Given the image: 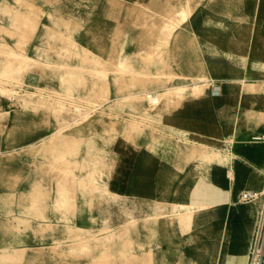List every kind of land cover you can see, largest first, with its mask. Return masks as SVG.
Returning <instances> with one entry per match:
<instances>
[{
	"label": "rangeland",
	"instance_id": "1",
	"mask_svg": "<svg viewBox=\"0 0 264 264\" xmlns=\"http://www.w3.org/2000/svg\"><path fill=\"white\" fill-rule=\"evenodd\" d=\"M26 1L28 5L17 0H0V43L7 45L0 47V264H178V233H196L194 242L207 247V222L199 232H193L191 222L176 224V216L168 211L169 205H165L164 214L151 218L154 203L129 204L127 198L110 195L114 194V175L117 186L120 182L127 183L132 170L130 164L146 152L145 147L155 153L164 143L157 142L158 137L162 138L160 113H138L126 105L127 101L137 100L135 93L155 85L163 88L159 94L152 95L159 102L171 92L167 87L172 80L175 86L192 82L191 76L166 77L160 72L150 78L147 71L146 61L160 57L155 52L147 55L144 43L153 44L156 52H160L161 46L169 48L174 29L162 40L159 36L162 34H156L159 30L153 29L154 34L143 30L146 31L148 19L151 22L152 18L170 17L175 7L167 9L168 6L155 2L154 8L150 5L145 10L142 4L152 0ZM164 1L172 5L177 2ZM13 7L23 14L31 9L28 14L35 29L30 39H26L29 28H24L28 33L19 37L21 25H11L9 15ZM56 13L61 18L54 24ZM49 32L52 34L47 35ZM92 46L102 53L98 54ZM11 51L15 55L9 58L7 54ZM134 53L138 60L131 58L130 54ZM21 55L38 62L32 71L24 73L30 62L19 63ZM34 73L40 75L39 84ZM89 73L100 74V78H95L99 81L89 82ZM98 84H104L106 91L113 89L111 95L115 97L110 99L106 93L103 100L94 99L100 91ZM47 90L51 93L44 94ZM86 90L87 101L83 98ZM62 92L68 98L62 97ZM147 96L144 98L149 103ZM3 101L12 104V109L16 107L12 112L13 123ZM119 102L122 105L118 109ZM86 112L88 117L83 118L81 115ZM109 118L116 121V129L101 130L100 123ZM56 131L57 137L46 148L27 146L33 143L31 137L37 133H41L42 139ZM13 135L25 137V148L18 156L8 155L2 148L3 137ZM183 142L187 148L202 143ZM97 157L112 163L102 169L98 183L91 184L86 178L97 175L90 166ZM17 160L19 164L14 166ZM68 227L90 229V234L96 236L83 249L79 245L69 246L72 239L79 240V244L82 238L80 233L70 236ZM144 232L151 239L147 242L150 260L130 251L134 244L132 234L140 236Z\"/></svg>",
	"mask_w": 264,
	"mask_h": 264
},
{
	"label": "crops",
	"instance_id": "2",
	"mask_svg": "<svg viewBox=\"0 0 264 264\" xmlns=\"http://www.w3.org/2000/svg\"><path fill=\"white\" fill-rule=\"evenodd\" d=\"M173 5L176 20L169 48L161 46L156 52L153 44L144 43L147 55L155 52L160 57L146 61L147 71L150 78L160 72L166 77L191 76L192 82L175 86L172 80L167 87L171 92L154 105L144 96L159 94L163 88L155 85L135 93L137 100L127 101L138 113H160L162 138L157 142L164 143L155 153L145 147L146 152L130 164L127 183L117 186L114 175L113 193L129 199V204H195L193 232L207 222V247L194 242L196 233H178V264H246L255 207L236 203L235 198L241 190L263 186L264 143L252 141V137H264V0H177ZM130 55L138 60L136 53ZM34 74L39 84L40 75ZM99 75L87 74L89 82L99 81L95 79ZM96 87L100 91L94 99L103 100L106 93L110 99L115 97L111 95L114 90L106 91L104 84ZM86 92L83 98L87 101ZM2 104L13 123L16 107L12 109L7 101ZM121 105L119 102L117 108ZM40 134L31 137L33 143L27 146L38 142ZM13 136L3 137L2 148L8 155L18 156L25 148V137ZM14 139L16 143H12ZM185 140L202 143L187 148ZM18 164L17 160L13 165ZM149 237L148 232L132 234L130 251L146 257L151 251Z\"/></svg>",
	"mask_w": 264,
	"mask_h": 264
},
{
	"label": "bare ground",
	"instance_id": "3",
	"mask_svg": "<svg viewBox=\"0 0 264 264\" xmlns=\"http://www.w3.org/2000/svg\"><path fill=\"white\" fill-rule=\"evenodd\" d=\"M155 2H157V3H161V4H164V6L166 7V6H168L169 8H167V9H170V7H173V9H174V6L171 4V3H167L166 1H160V0H152L151 1V3H143L142 5H144L143 7L145 8V10L146 9H149V8H147V7H149L150 5H153V3L155 4ZM17 3H19V4H22V5H28V2L26 1V0H17ZM105 3V2H104ZM156 3V4H157ZM108 5V4H107ZM142 5H140V6H142ZM163 6V5H162ZM19 8V7H18ZM152 8H154V5L152 6ZM151 8V9H152ZM30 10L31 9H29L28 10V13H30ZM141 10V9H140ZM139 10V11H140ZM143 11V10H142ZM145 12H147V11H145ZM28 13H26V14H23L22 12H18L17 10H15V8L13 7L12 9H11V14L9 15V19L12 21L11 22V25H13V24H20L21 26H20V30H21V36H19V37H23V33L25 34L26 33V30L29 28L30 30H29V35H28V38H26V39H30V37H31V34L33 33V31H34V29H35V25H34V23L31 21L32 20V17H31V15L30 14H28ZM153 13H154V11H153ZM162 13V12H161ZM8 14V13H7ZM96 14V13H95ZM172 15H170V17L169 16H166V17H159V18H152V21L150 22V20L148 19V22H147V25H146V31H144L143 30V32H147V34H154V31H153V29H156V30H159V33H156V34H162V35H159V36H161V38H160V40H162V38L171 30V29H174L175 28V24H174V21L176 20V15H175V12H173V13H171ZM255 14V13H254ZM142 15H144V14H142ZM146 15V14H145ZM149 15V14H148ZM153 15V17H154V14H152ZM160 15H162V14H160ZM61 15L60 14H58V13H56L55 14V16H54V18H53V20H52V22L54 23V24H56L57 22H59V20H60V17ZM141 16V15H140ZM150 16V15H149ZM149 16H146V17H149ZM165 16V15H164ZM141 18V17H140ZM150 18V17H149ZM145 19V18H144ZM146 19V20H147ZM151 19V18H150ZM6 23V22H5ZM156 23H158V24H156ZM119 24V23H118ZM7 26V25H6ZM99 26H102V25H98V27ZM118 26V25H117ZM22 27V28H21ZM96 27V26H95ZM0 28H1V30H2V26H0ZM5 28V27H4ZM24 28H27L26 30H24ZM91 28H93V23H92V27ZM5 31V30H4ZM6 31H7V29H6ZM10 31V30H9ZM121 31V30H120ZM8 32V31H7ZM6 32V33H7ZM117 32V31H116ZM122 32V31H121ZM120 32V33H121ZM5 33V34H6ZM28 33V32H27ZM26 33V34H27ZM54 33V32H53ZM9 34V32L7 33V35ZM52 33L51 32H49V33H47V35H51ZM155 34V35H156ZM145 35V34H144ZM9 36V35H8ZM112 36H114L113 34H112ZM119 36V35H118ZM140 36H142V34L140 33ZM156 36H158V35H156ZM149 37H153V36H149ZM143 38H145V36L143 37ZM159 38V37H158ZM146 39H149L148 38V36H146ZM263 42V41H262ZM119 44V43H118ZM20 45V44H19ZM5 46L7 47V45H5V44H3V43H0V47H4L5 48ZM116 46V45H115ZM142 48V47H141ZM145 48H147L146 46H145ZM145 48H143V49H145ZM146 51H144V52H148L147 51V49H145ZM1 52V51H0ZM144 54V53H143ZM7 55H9V56H7V57H9L10 58V56L11 55H15V52L14 51H11L10 53H8ZM144 55H146V54H144ZM26 56L27 55H21L20 56V58L22 59L21 60V62H19V63H21V64H25L26 62H27V64H28V62H30V64H28V65H26V68H24V73L25 72H29V71H32L33 69H34V66L36 65V64H38V62L37 61H30V60H28L27 58H26ZM6 58V57H5ZM29 58V57H28ZM32 60V59H31ZM100 61V60H99ZM103 61V60H102ZM108 61V60H107ZM17 63H18V61H16ZM23 62V63H22ZM1 63H3V62H1ZM21 64H19V66H17V67H20V65ZM97 64H99V63H97ZM2 66V65H1ZM23 66H25V65H23ZM15 68V67H14ZM3 69V68H2ZM4 69H6V68H4ZM3 69V70H4ZM20 69V68H19ZM21 70H23V68L21 69ZM26 70H29V71H26ZM116 70V69H115ZM115 70H114V73H115ZM121 70V69H120ZM13 71H15V70H13ZM116 71H119L118 69L116 70ZM107 72H110V71H107ZM13 73H16V71L15 72H13ZM26 76V75H25ZM25 76L23 75V77L22 78H24L25 79ZM129 78V77H128ZM128 78H127V80H128ZM130 80V79H129ZM17 81V80H16ZM23 84V83H22ZM205 84V83H204ZM196 86V88H200V85H195ZM251 87V86H250ZM249 87V88H250ZM34 90V89H33ZM248 91V90H247ZM256 91V90H255ZM246 92V91H245ZM13 93H14V91H13ZM50 93V92H49ZM53 93V92H52ZM45 94V93H44ZM148 95V94H147ZM55 97V96H54ZM147 97H150V99L152 98H154V97H152V96H147ZM194 99V98H193ZM37 100V99H36ZM40 100H42V99H40ZM52 100V99H51ZM49 101V100H48ZM81 101V100H80ZM84 103H86V102H84ZM48 105H50V104H48ZM68 105V104H67ZM53 106V105H52ZM56 107V106H55ZM91 107V106H90ZM98 107V106H97ZM73 109H74V107H73ZM72 109V110H73ZM76 109V108H75ZM59 110V109H58ZM94 110V109H93ZM98 114V113H97ZM81 116H83V118H87L88 117V115H87V112L86 113H82V115ZM76 117V116H75ZM135 117H137V116H135ZM140 118V117H139ZM61 120V119H60ZM147 120V119H146ZM135 124H137V123H135ZM139 124H140V122H139ZM138 124V125H139ZM134 125V124H133ZM100 127H101V130H103V131H112V130H115L116 129V121H114L113 119H111V118H109V119H106V120H104L102 123H100ZM145 127V126H144ZM220 127V126H219ZM220 129V128H219ZM57 134H58V132L56 131V132H54V133H52V134H50V135H48V136H45V137H43L39 142H37V143H35V144H33V145H31L30 147H37V148H39V149H43V148H46L48 145H50L54 140H55V138L57 137ZM194 135V134H193ZM210 138V137H209ZM253 138V137H252ZM178 140V139H177ZM211 140V139H210ZM122 142V141H121ZM220 143V142H219ZM223 143V142H222ZM126 144V143H125ZM124 144V145H125ZM131 144V143H130ZM129 147V146H128ZM131 148V147H130ZM228 148V147H227ZM136 149V148H135ZM127 151V150H126ZM223 152V151H222ZM236 159V158H235ZM238 159V158H237ZM92 161V163H91V167L93 168V169H95L94 170V172H96L97 173V175L96 176H93V175H90L88 178H86L85 176V178L89 181V182H91V184H96V183H98V178L100 177V174H101V171H102V169L103 168H105L106 166H108L109 164H111L112 162L109 160V161H107V160H104V158H101V157H97V158H95L94 160H91ZM119 162V161H118ZM245 162V161H244ZM83 166H85V164L83 165ZM246 167V166H245ZM250 167V166H249ZM251 168V167H250ZM113 170V169H112ZM229 175H231L230 174V172L228 173ZM62 176V175H61ZM204 179V178H203ZM228 179V178H227ZM229 181V180H228ZM90 186V185H89ZM218 190V189H217ZM224 191V190H223ZM223 191H222V193H223ZM220 192V191H219ZM227 192V191H226ZM110 195L111 196H114V194L112 195L111 193H110ZM222 197V196H221ZM220 197V198H221ZM127 203V202H126ZM217 203V202H216ZM193 205H195V204H193ZM192 205V206H193ZM214 205V204H213ZM192 206H190V205H187V204H176V203H173V204H169V208H170V210H168L171 214H173V215H175L176 216V224H179V225H182V224H186V225H188L190 222H191V217H192V215H193V212H194V207H192ZM204 206V205H203ZM203 206H200V207H202V209H205V207H203ZM206 206V205H205ZM199 207V208H200ZM199 208H197V209H199ZM150 210V209H149ZM164 210H165V205H163V204H155V206H154V208H153V217H151V218H157V217H159L160 215H162V214H164ZM150 212V211H149ZM139 213V212H138ZM126 214H128V212L126 213ZM127 216H129V214L127 215ZM142 216V215H141ZM146 218H150V217H146ZM128 219H129V217H128ZM145 219V218H144ZM148 220V219H147ZM145 222V221H144ZM127 225V224H126ZM124 229V228H123ZM98 231H102V229H100V230H98ZM67 232H68V234L70 235V236H75L76 234H81V240H82V242L81 243H79L78 244V242H79V240L77 241V239L75 238V239H72L71 240V242L68 244L69 246H75V245H79L80 246V249H83L90 241H91V239L94 237V236H96L95 234L93 235V234H90L92 231L90 230V229H85V228H79V227H68V229H67ZM125 232V231H124ZM122 236V235H121ZM125 240H127V239H125ZM128 241V240H127ZM124 242V241H123ZM130 242V241H129ZM125 243V242H124ZM130 244V243H129ZM57 246V245H56ZM131 246V245H130ZM39 248V247H38ZM53 250V249H52ZM51 250V251H52ZM33 252H35V251H33ZM54 252V251H53ZM77 256V255H76ZM32 257V256H31ZM79 257V256H78ZM37 258V257H36ZM146 258H148L149 260L151 259V253L150 252H148L147 253V255H146ZM33 259H34V257H33ZM34 261V260H33ZM67 264V263H66Z\"/></svg>",
	"mask_w": 264,
	"mask_h": 264
},
{
	"label": "built area",
	"instance_id": "4",
	"mask_svg": "<svg viewBox=\"0 0 264 264\" xmlns=\"http://www.w3.org/2000/svg\"><path fill=\"white\" fill-rule=\"evenodd\" d=\"M214 86V85H210ZM150 99V97H148ZM149 103L157 104L154 97ZM252 141L264 143V137H253ZM263 186L259 190H241L236 194V203H249L255 207V223L251 235L246 264H264V172Z\"/></svg>",
	"mask_w": 264,
	"mask_h": 264
}]
</instances>
